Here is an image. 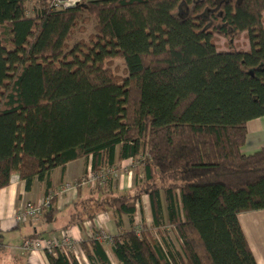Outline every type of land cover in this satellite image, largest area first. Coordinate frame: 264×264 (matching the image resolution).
<instances>
[{
    "label": "trees",
    "instance_id": "trees-1",
    "mask_svg": "<svg viewBox=\"0 0 264 264\" xmlns=\"http://www.w3.org/2000/svg\"><path fill=\"white\" fill-rule=\"evenodd\" d=\"M56 2L0 0V190L17 175L47 193L56 170L91 159L105 179L61 232L110 213L117 234L92 227L80 257L54 248L48 264H256L238 216L264 211V149L243 150L247 124L264 118V0ZM83 13L95 34L68 70L53 59ZM242 33L245 52L212 42ZM115 59L125 78L107 68ZM126 161L133 189L118 191ZM144 197L151 224L136 228ZM39 218L55 221L53 195Z\"/></svg>",
    "mask_w": 264,
    "mask_h": 264
},
{
    "label": "crops",
    "instance_id": "crops-1",
    "mask_svg": "<svg viewBox=\"0 0 264 264\" xmlns=\"http://www.w3.org/2000/svg\"><path fill=\"white\" fill-rule=\"evenodd\" d=\"M263 149L264 118H260L247 124V137L243 150L246 154H252ZM132 165V161L120 164V168H127V175L118 174L116 176L118 191L133 189V174L130 170ZM85 172H91V159L70 163L63 171L56 170L53 173L51 186L47 190L48 195H53L55 199L56 218L53 223H47L41 218L23 223L16 221V215L19 211L25 209L29 204L37 206L43 201L47 193L45 186L38 182H35L28 192L25 183L21 182L17 175L12 176L9 186L0 190V254L8 252L7 249L9 248L15 252L13 254L15 264H48L45 253L29 256L20 249V243L31 236L47 238L60 235L59 233L67 226L70 217L74 216L73 209L76 202L87 199L91 189L90 187L79 186L74 190L62 193V188L66 184L78 186V181ZM142 206L146 208V211L142 210V216L138 213L135 218L136 228L140 226L141 217H143L145 225L151 224L149 203L145 197L142 198ZM238 221L256 264H264V211L241 214L238 216ZM124 223L127 225L126 220ZM92 227L111 237L117 234L114 219L110 213L98 216L92 225L85 224L81 229L78 226H72L67 232L71 234L76 243H80L85 237L91 235ZM14 233L15 235H13ZM16 234L21 235L14 242L12 238ZM5 243L6 245H4Z\"/></svg>",
    "mask_w": 264,
    "mask_h": 264
},
{
    "label": "rangeland",
    "instance_id": "rangeland-1",
    "mask_svg": "<svg viewBox=\"0 0 264 264\" xmlns=\"http://www.w3.org/2000/svg\"><path fill=\"white\" fill-rule=\"evenodd\" d=\"M75 3H78V0H57L56 7L58 8L69 7V6H73ZM26 14L28 17L31 18L33 15V7L29 6ZM95 25H96L95 19L93 17H90L88 14L83 13L82 16H80V18L77 20V25L75 29L72 31V33L70 34V37L68 41L66 42L60 57L54 58L53 62L58 64L59 66L65 67L68 70H71L74 67L78 66L83 52H85L89 44H91V41H92L91 38L95 34ZM212 42L216 46V48L221 52H228V51H244L245 52V51H248L250 48L248 35L246 33H242L238 35L232 41H228L220 36L214 35ZM48 60L49 59L41 58L39 60H31V62L34 63V62L39 61L42 63H46ZM106 66L115 75L122 77V78L126 77L125 66L122 60H119V59L112 60L108 62ZM81 183L77 184L78 186H76L75 184L74 185L66 184V185H69L70 187H72V189H73V186L75 187L74 189H76L79 186L83 187V185H85V187H88V188L93 187L91 185L89 186L87 182H84L83 185ZM68 191H65V193ZM31 206H34V205H31ZM142 210L146 211V208L142 206ZM67 234L71 238L73 244L76 245L77 243L72 238L71 234L69 232H67ZM13 235H15V233ZM20 235L21 234H16L17 237L14 236L12 238V241L14 242L17 241ZM22 242L23 240L21 241L20 245L22 244ZM4 245H6V243ZM14 248H17V247H14ZM7 251L8 252H4L3 254H0V264H15V262L13 261L14 259L13 254L15 252L10 250L9 248L7 249ZM78 257H80V255H78Z\"/></svg>",
    "mask_w": 264,
    "mask_h": 264
},
{
    "label": "built area",
    "instance_id": "built-area-1",
    "mask_svg": "<svg viewBox=\"0 0 264 264\" xmlns=\"http://www.w3.org/2000/svg\"><path fill=\"white\" fill-rule=\"evenodd\" d=\"M127 175V168H119V170L115 173V175ZM105 176L99 175L96 176L93 173H88L87 179L84 182H87L88 185L93 186L97 181L103 182ZM82 182L81 184L83 185ZM85 186V185H83ZM69 185H65L62 188V193L68 190H74ZM51 201L50 197L44 198L42 202H40L37 206L28 205L23 211L17 213L16 221L19 223H23L29 220L38 219L42 213L49 208ZM99 240L103 243H110V239L107 235L102 233L100 235ZM54 248L64 249L65 251H69L71 253H75L77 256L80 255L78 244L74 245L71 238L67 234V231H63L60 235L48 237L42 240H25L22 242L20 249L27 253L29 256H34L38 253H46L51 252Z\"/></svg>",
    "mask_w": 264,
    "mask_h": 264
}]
</instances>
